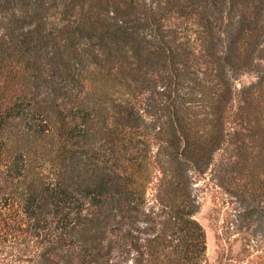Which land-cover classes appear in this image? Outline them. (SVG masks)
Instances as JSON below:
<instances>
[{"label": "trees", "instance_id": "1", "mask_svg": "<svg viewBox=\"0 0 264 264\" xmlns=\"http://www.w3.org/2000/svg\"><path fill=\"white\" fill-rule=\"evenodd\" d=\"M209 174L264 190V0H0V264H206Z\"/></svg>", "mask_w": 264, "mask_h": 264}, {"label": "rangeland", "instance_id": "2", "mask_svg": "<svg viewBox=\"0 0 264 264\" xmlns=\"http://www.w3.org/2000/svg\"><path fill=\"white\" fill-rule=\"evenodd\" d=\"M254 79L248 74L241 83ZM199 195L197 217L207 236L206 264H264V190L255 197L246 193L247 202L209 174L199 182Z\"/></svg>", "mask_w": 264, "mask_h": 264}]
</instances>
